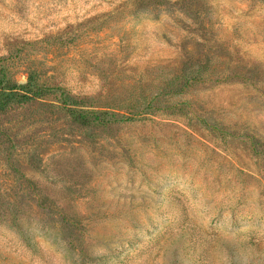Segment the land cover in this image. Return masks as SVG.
Here are the masks:
<instances>
[{"label":"rangeland","instance_id":"rangeland-1","mask_svg":"<svg viewBox=\"0 0 264 264\" xmlns=\"http://www.w3.org/2000/svg\"><path fill=\"white\" fill-rule=\"evenodd\" d=\"M3 73L0 264H264V0H0Z\"/></svg>","mask_w":264,"mask_h":264},{"label":"trees","instance_id":"trees-1","mask_svg":"<svg viewBox=\"0 0 264 264\" xmlns=\"http://www.w3.org/2000/svg\"><path fill=\"white\" fill-rule=\"evenodd\" d=\"M49 91V88L40 85L36 79L27 76L24 83L11 81L6 74L0 75V110L11 101L23 102L40 97ZM62 103L68 107L75 119L92 121L100 119L101 112L82 110L74 107L77 103L69 94H64Z\"/></svg>","mask_w":264,"mask_h":264}]
</instances>
